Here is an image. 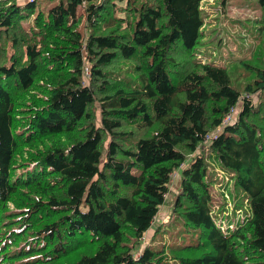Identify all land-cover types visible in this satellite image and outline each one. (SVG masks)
Returning a JSON list of instances; mask_svg holds the SVG:
<instances>
[{
    "label": "trees",
    "instance_id": "1",
    "mask_svg": "<svg viewBox=\"0 0 264 264\" xmlns=\"http://www.w3.org/2000/svg\"><path fill=\"white\" fill-rule=\"evenodd\" d=\"M43 1L0 0V264H264V0L244 91L195 51L209 0ZM180 169L190 234L139 251Z\"/></svg>",
    "mask_w": 264,
    "mask_h": 264
},
{
    "label": "rangeland",
    "instance_id": "2",
    "mask_svg": "<svg viewBox=\"0 0 264 264\" xmlns=\"http://www.w3.org/2000/svg\"><path fill=\"white\" fill-rule=\"evenodd\" d=\"M38 1L40 7L41 5L45 6L43 0ZM222 1L224 0H209L205 2L202 11L205 34L201 37L200 43L197 45L195 51L203 60H208L209 62L222 66L226 65L231 70L236 67L237 71L231 76L232 84L234 87H239L241 91H244L245 85L247 82L250 83L254 76L251 74L245 76L246 71L241 67V59H249L254 48L253 45L255 46L257 43L255 40L259 36V25L258 23L254 25L256 27L255 31L258 34L253 32L252 25L255 23V19L260 18V6L258 0H227L226 5H223ZM236 34H243L245 38H239V41L236 43L232 42L230 37ZM205 147H202V149H205ZM185 166L186 165L182 168ZM23 171H25V169H21L19 172ZM217 171L215 170L213 173L216 179L218 178V180L221 181V184L230 194L232 198L230 201L242 206L244 213L248 211V206H245L246 194L240 189L236 190V193H234L233 186L235 179L227 170H219L217 167ZM172 177L173 183L167 193L165 203L161 206L153 226L141 239L138 247L139 251L148 246V244H152L151 240L157 230L158 232L154 238L153 244L159 243L167 247L171 245H181L180 242L175 243V240H181L183 236L190 234L185 229L182 231L179 225L174 226L169 223L165 224V222L169 221L170 209L179 191L181 169L176 171ZM215 189L213 194L215 195L216 204L219 206L222 203L220 194L221 188L215 187ZM216 213L217 211L215 210L214 214ZM238 216L242 218L244 215H237L235 210L228 208L225 213H219L217 218L220 220L224 218V222H227L228 219L235 222ZM189 243V241L186 242V244Z\"/></svg>",
    "mask_w": 264,
    "mask_h": 264
},
{
    "label": "crops",
    "instance_id": "3",
    "mask_svg": "<svg viewBox=\"0 0 264 264\" xmlns=\"http://www.w3.org/2000/svg\"><path fill=\"white\" fill-rule=\"evenodd\" d=\"M20 4H23L26 2V0H18Z\"/></svg>",
    "mask_w": 264,
    "mask_h": 264
},
{
    "label": "built area",
    "instance_id": "4",
    "mask_svg": "<svg viewBox=\"0 0 264 264\" xmlns=\"http://www.w3.org/2000/svg\"><path fill=\"white\" fill-rule=\"evenodd\" d=\"M233 119V118H232Z\"/></svg>",
    "mask_w": 264,
    "mask_h": 264
}]
</instances>
